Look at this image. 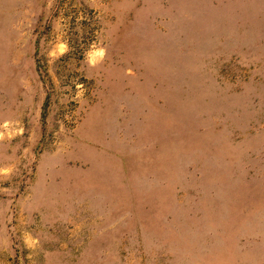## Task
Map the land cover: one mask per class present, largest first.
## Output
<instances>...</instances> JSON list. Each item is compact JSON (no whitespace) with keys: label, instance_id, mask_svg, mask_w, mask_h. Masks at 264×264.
<instances>
[{"label":"rangeland","instance_id":"obj_1","mask_svg":"<svg viewBox=\"0 0 264 264\" xmlns=\"http://www.w3.org/2000/svg\"><path fill=\"white\" fill-rule=\"evenodd\" d=\"M0 264H264V0H0Z\"/></svg>","mask_w":264,"mask_h":264}]
</instances>
